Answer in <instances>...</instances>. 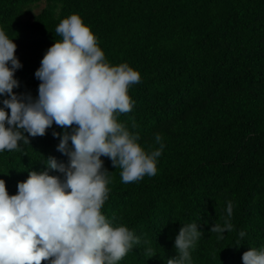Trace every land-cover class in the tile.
I'll use <instances>...</instances> for the list:
<instances>
[{
  "label": "trees",
  "instance_id": "trees-1",
  "mask_svg": "<svg viewBox=\"0 0 264 264\" xmlns=\"http://www.w3.org/2000/svg\"><path fill=\"white\" fill-rule=\"evenodd\" d=\"M39 1L0 0V30L22 64L14 93L37 97L35 72L62 39L55 28L78 14L110 65L127 63L140 74L128 88L132 110L117 122L146 152L159 147L156 134L165 145L157 174L131 183L101 157L110 181L101 212L139 237L119 264H167L188 223L201 232L191 264H243L244 252L264 246V0H45L31 14ZM53 132L63 129L25 133L29 144L0 153L10 196L30 171L60 175L46 168L49 157L67 165ZM229 201L232 229L212 233Z\"/></svg>",
  "mask_w": 264,
  "mask_h": 264
},
{
  "label": "clouds",
  "instance_id": "clouds-1",
  "mask_svg": "<svg viewBox=\"0 0 264 264\" xmlns=\"http://www.w3.org/2000/svg\"><path fill=\"white\" fill-rule=\"evenodd\" d=\"M55 32L62 39L43 56L35 72L38 95L32 98L13 91L22 64L13 39L0 30V96L6 97L0 101V153L29 144L28 136H43L55 124L63 129L53 132L57 150L68 157L67 165L49 157L46 168L60 175L30 171L15 195L0 179V264H119L139 237L101 212L110 183L101 157L122 170L123 183H131L157 174L165 145L156 134L159 147L146 152L138 135L117 122V115L132 110L128 88L140 82L139 72L127 63L110 65L78 14L62 19ZM226 213L212 233L232 229L230 201ZM200 235L196 223L182 225L174 240L177 254L167 264H191L190 250ZM242 262L264 264V246L244 252Z\"/></svg>",
  "mask_w": 264,
  "mask_h": 264
},
{
  "label": "rangeland",
  "instance_id": "rangeland-1",
  "mask_svg": "<svg viewBox=\"0 0 264 264\" xmlns=\"http://www.w3.org/2000/svg\"><path fill=\"white\" fill-rule=\"evenodd\" d=\"M46 6V1L45 0H41L38 3H36L35 5L32 6V11L31 14H34L36 12H38L39 10H41L42 8H44Z\"/></svg>",
  "mask_w": 264,
  "mask_h": 264
}]
</instances>
